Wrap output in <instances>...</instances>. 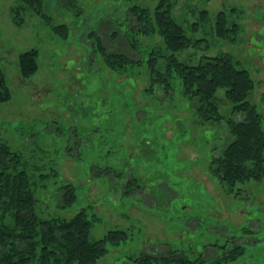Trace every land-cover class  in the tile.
Returning a JSON list of instances; mask_svg holds the SVG:
<instances>
[{"label":"rangeland","instance_id":"1","mask_svg":"<svg viewBox=\"0 0 264 264\" xmlns=\"http://www.w3.org/2000/svg\"><path fill=\"white\" fill-rule=\"evenodd\" d=\"M159 2L77 0L79 12L73 14L57 0H43L40 15L35 8L16 14V0H0V70L10 91L0 102V140L20 153L32 175L42 217H69L85 208L92 239L113 230L126 233L107 242L106 254L94 264H124L169 245L192 260L203 251L218 257L221 245L233 248L231 235L251 244L216 264H264V177L237 182L226 192L208 168L221 131L199 122L179 82L171 96L149 92L145 63L111 68L97 49L93 28L107 51L133 59L162 47L158 31L122 29L115 38L118 28L109 23L132 24V7L152 15ZM220 11L239 24L235 42L216 34ZM171 14L188 36L207 42L205 49L179 51V58L232 54L255 79L251 100L264 113V0H174ZM127 40L136 42L139 56ZM32 48L37 67L22 76L18 54ZM65 185L76 187V198L62 207L56 201Z\"/></svg>","mask_w":264,"mask_h":264},{"label":"trees","instance_id":"2","mask_svg":"<svg viewBox=\"0 0 264 264\" xmlns=\"http://www.w3.org/2000/svg\"><path fill=\"white\" fill-rule=\"evenodd\" d=\"M16 3L13 8L16 14L24 8H35L37 14L43 15V0H16ZM57 3L73 14L79 12L77 0H57ZM173 4L174 0H160L152 15L146 8L134 6L129 10L134 22H124L123 27L109 21L118 28L112 31L115 38L121 37L126 29L142 33L158 31L163 46L150 47L145 58L139 56L134 41L127 40L139 56L133 59L124 52L107 51L97 28H93L91 34L111 68L125 69L145 63L149 71V92L155 94L160 89L164 96H171L179 82L181 93L193 104L191 109L199 122L217 125L221 131V144L215 148L217 153L213 154L208 168L225 191L232 192L237 182L264 177V113H260L251 100L256 81L228 52L202 54L194 62L179 58V51L190 46L205 49L207 42L205 38L186 34L182 23L171 14ZM217 16L216 34L235 42L239 24L228 22L223 11ZM53 30L60 33L56 27ZM37 55L35 48L19 52L18 69L22 76L35 71ZM219 89H222L221 96L217 94ZM9 97L10 91L0 70V102ZM237 115H242V119ZM31 177L24 169L20 153L0 140V264H94L106 254L107 242L115 243L125 236L124 231L113 230L101 239H92V221L85 208L69 217H42L36 205L37 186ZM129 182L139 187L135 178ZM75 188L73 185L61 188L60 199L56 201L58 206H69L75 200ZM233 237L236 235H231L229 240L233 248L221 245L218 257L207 258L203 251L192 260L184 249L169 245L168 248L157 246L158 253L145 251L124 264H216L222 257H232L243 251L248 240L239 243ZM209 248L213 249L206 247V252Z\"/></svg>","mask_w":264,"mask_h":264}]
</instances>
